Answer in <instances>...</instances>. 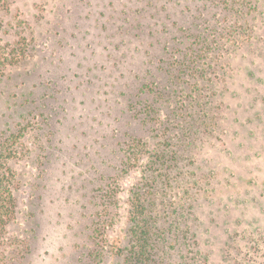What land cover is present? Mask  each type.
Instances as JSON below:
<instances>
[{
	"label": "rangeland",
	"instance_id": "1",
	"mask_svg": "<svg viewBox=\"0 0 264 264\" xmlns=\"http://www.w3.org/2000/svg\"><path fill=\"white\" fill-rule=\"evenodd\" d=\"M11 135L4 264H121L131 191L165 140L181 173L164 199L183 238L170 263L264 264V0H6ZM134 140L144 154L129 163Z\"/></svg>",
	"mask_w": 264,
	"mask_h": 264
},
{
	"label": "trees",
	"instance_id": "2",
	"mask_svg": "<svg viewBox=\"0 0 264 264\" xmlns=\"http://www.w3.org/2000/svg\"><path fill=\"white\" fill-rule=\"evenodd\" d=\"M5 2L6 0H0V5L5 4ZM195 39L199 42L201 41L199 36H196ZM190 53L192 57L191 61L194 63L197 59L205 57L206 49L200 47L199 50L192 49ZM144 87L145 90H148V85ZM193 102L199 105L198 99H195ZM153 108H155V105L152 102L146 101L144 105H140L138 112L145 114V118L146 120L149 119V122L150 116L155 115ZM175 112L177 113V111ZM188 117L190 121L187 124L194 128L191 114ZM202 118H204L203 115L199 113H196L193 117L195 122L200 121ZM189 135L190 132H187L185 135L187 146L192 145L191 141L187 143ZM16 142L14 135L8 138L0 137V237L3 235L6 225L15 212L16 205L13 193L15 177L10 167V161L17 151L15 148ZM175 145L177 146V144L165 140L158 149L156 148L151 151L150 160L144 169V175L139 184L131 191L129 201V241L128 245L123 249L121 264H171L170 252L176 246L180 247L179 239L183 240V238L178 236H174L173 238L171 236L173 228L177 224V217L168 215V202L164 200L166 196L169 197L172 182L177 181L178 175H181L179 172L176 175L179 169V153ZM128 151L130 152L129 163L140 159L144 154L139 141L135 140L130 145ZM174 168H177V170ZM169 217L173 218L170 221L171 223L167 220ZM175 228L179 230V233L182 231L180 226H176ZM172 239L175 240L172 242ZM4 256L0 250V264L6 262ZM178 258L179 261L177 260V262L180 264L184 260V257L180 255ZM184 264L203 263L193 261L192 263Z\"/></svg>",
	"mask_w": 264,
	"mask_h": 264
}]
</instances>
